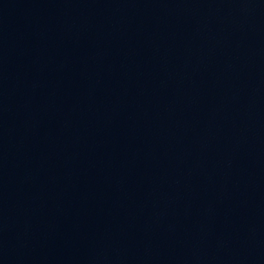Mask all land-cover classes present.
Instances as JSON below:
<instances>
[{"label": "water", "instance_id": "95a60500", "mask_svg": "<svg viewBox=\"0 0 264 264\" xmlns=\"http://www.w3.org/2000/svg\"><path fill=\"white\" fill-rule=\"evenodd\" d=\"M0 264H264V0H0Z\"/></svg>", "mask_w": 264, "mask_h": 264}]
</instances>
